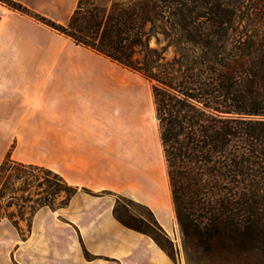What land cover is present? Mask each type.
<instances>
[{
    "label": "trees",
    "instance_id": "obj_1",
    "mask_svg": "<svg viewBox=\"0 0 264 264\" xmlns=\"http://www.w3.org/2000/svg\"><path fill=\"white\" fill-rule=\"evenodd\" d=\"M249 1L79 0L61 24L0 0L151 83L186 264H264V0ZM21 178L24 191L39 186L34 211L65 206L79 190L9 152L0 165V221L20 223L5 207L17 199ZM121 200L132 201L119 196L114 216L176 260L173 240L152 211L150 226L161 238L124 216Z\"/></svg>",
    "mask_w": 264,
    "mask_h": 264
},
{
    "label": "crops",
    "instance_id": "obj_2",
    "mask_svg": "<svg viewBox=\"0 0 264 264\" xmlns=\"http://www.w3.org/2000/svg\"><path fill=\"white\" fill-rule=\"evenodd\" d=\"M16 1L67 24L79 0ZM104 58L0 2V165L10 152L79 188L65 206L38 207L27 225L2 218L0 264H182L114 216L118 197L126 196L151 207L177 242L179 226L160 220L154 150L141 146L132 124L137 95L124 80L104 76ZM162 150L160 193L171 205Z\"/></svg>",
    "mask_w": 264,
    "mask_h": 264
},
{
    "label": "rangeland",
    "instance_id": "obj_3",
    "mask_svg": "<svg viewBox=\"0 0 264 264\" xmlns=\"http://www.w3.org/2000/svg\"><path fill=\"white\" fill-rule=\"evenodd\" d=\"M91 1L110 2L112 0H91ZM221 1L226 5L231 6L235 4L238 0H221ZM240 1H242L244 5H248L250 2L249 0H240ZM152 44L153 45L156 44L155 39L152 40ZM104 62L107 64V68H108V71L104 74V76L110 78L117 77L124 80L125 83L127 84L126 86L133 89L137 95L136 97L138 98L139 101V107L138 110L134 112L132 115V124L135 129L136 128L140 129L141 146L143 147L144 144L149 145L154 150V153L151 156V167L154 176L153 180L155 186L158 189L157 190L158 197L164 201V209L162 212L163 214L161 215L160 220L163 222L166 221L171 222L172 224L177 225L174 211L173 213L171 211L169 197L168 196L165 197L163 193H160V180L162 177V171H161L162 144L160 141L158 124H157V132H156L154 124L149 120V114L152 112L155 113L151 83L147 79H145L141 74L137 72H133L128 68L123 67L120 64L117 63L113 64V62L110 59L104 58ZM124 125L123 127H125ZM123 140H125V136L123 137ZM16 171L17 170H15L14 173H16ZM31 172L34 173L35 175H38L40 178H43L44 176L43 172L41 171H31ZM15 187L17 189V199H14L13 204L11 206H6L5 210H7L8 212H12L14 214L13 216L16 219H18L19 222L23 221V223L27 225L31 218L32 212L37 207L38 203L41 202V196L38 195L40 189L38 184L35 182L31 187L26 186V188L29 189L28 192L24 191L25 187L23 183V178H21L16 182ZM20 189H22V191ZM29 195H31L30 198ZM63 196H65L64 193H62L60 197H57L56 203H58L61 197ZM1 203L3 206H5L7 203V199H2ZM120 207L122 214L127 218H129L131 222H133L136 225H139L144 229L150 230L152 233L158 235L161 238L159 231H157L155 228L150 226L153 223V214L155 216V213L151 207L136 202L134 200L132 201L121 200ZM151 211L153 214H151ZM174 238L177 240V242L173 241L174 257L182 264H186V259L182 248V239L180 232H178V234H176Z\"/></svg>",
    "mask_w": 264,
    "mask_h": 264
},
{
    "label": "bare ground",
    "instance_id": "obj_4",
    "mask_svg": "<svg viewBox=\"0 0 264 264\" xmlns=\"http://www.w3.org/2000/svg\"><path fill=\"white\" fill-rule=\"evenodd\" d=\"M149 120L153 123V124H155V125H157L158 124V122H157V118H156V114L154 113V112H152V113H150L149 114ZM162 147V146H161ZM162 149V148H161ZM163 151V150H162ZM171 211H172V213H173V211H174V209H173V205L171 204Z\"/></svg>",
    "mask_w": 264,
    "mask_h": 264
}]
</instances>
